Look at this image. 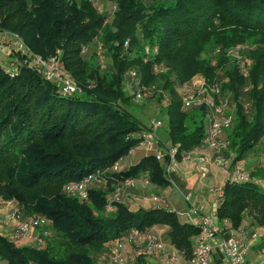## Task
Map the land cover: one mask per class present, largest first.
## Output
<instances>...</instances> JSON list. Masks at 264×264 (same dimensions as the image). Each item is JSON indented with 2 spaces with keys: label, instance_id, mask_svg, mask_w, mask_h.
Instances as JSON below:
<instances>
[{
  "label": "trees",
  "instance_id": "1",
  "mask_svg": "<svg viewBox=\"0 0 264 264\" xmlns=\"http://www.w3.org/2000/svg\"><path fill=\"white\" fill-rule=\"evenodd\" d=\"M0 32L43 59L58 56L81 90L62 96L27 55L0 67V203L16 212L13 235L29 229L24 239L0 236V263L150 264L154 227L190 261L198 227L125 201L135 189L126 180L167 187L164 166L153 154L114 166L150 130L134 106L160 108L178 163L205 145L209 107L182 101L197 76L228 101L225 159L259 158L249 181L224 185L219 224L237 231L249 217L264 228V0H0ZM88 177L86 198L68 191Z\"/></svg>",
  "mask_w": 264,
  "mask_h": 264
},
{
  "label": "built area",
  "instance_id": "2",
  "mask_svg": "<svg viewBox=\"0 0 264 264\" xmlns=\"http://www.w3.org/2000/svg\"><path fill=\"white\" fill-rule=\"evenodd\" d=\"M0 54H7L8 57L11 54L27 55L30 58L29 65L31 69L39 74L45 81L53 82L58 87L59 93L62 96H71L81 93L75 81L60 67L58 56L43 59L34 55L16 34L0 32ZM10 66H12V64H10ZM8 71H10V69H8ZM182 95V101L185 107L207 106L210 109L207 117L209 124L205 139V146L209 153L196 155V157L194 155L195 151L187 154L182 159V162H190L194 158L198 160L200 162L198 168L199 177L200 179H204L209 174V167L213 163L219 167L226 166L227 159H225L222 153L227 149V144L220 142L219 138L223 129L231 122L230 116H224V112L228 110V101L225 98L219 97V88L216 85L208 86L202 84L197 86L191 82L189 89L186 92L183 90ZM215 101H217V103H215ZM149 126L150 130L142 134L138 148H143L148 153L153 154L158 161L160 159L167 160L164 164V171L168 178L177 168L176 148L159 149L157 146V131L161 128V124L155 120H151ZM132 152L133 151H130L129 153L132 154ZM118 167L119 163L115 164L114 168L117 169ZM242 167V164L232 165L231 183L249 181L250 176ZM143 184L145 187H149L148 182H144ZM90 185L91 178L88 177L80 183L69 187L68 191L84 199L87 197V191ZM135 187L136 182L134 180H126L124 182V189H134ZM120 197V193L115 195L116 200H119ZM150 199L153 203L158 204V207L165 208L167 206L166 201L159 199L154 194H151ZM183 200L185 203L189 204L190 194H185ZM218 204L219 201L217 200V206ZM15 214L16 212L11 208L9 218L6 219L5 222L7 226H15L17 223ZM182 215L185 216L193 226L198 227L200 231L196 238L189 264H208L214 248L225 258L227 264H244L247 247L231 234L226 237L222 236V229L217 218V207L209 215H202L199 214L194 207L189 206ZM196 219L198 221L197 223L195 221ZM28 230V226L24 225L19 232H15V234L10 235V237L24 239L27 237ZM145 253L150 259L161 256L165 259L166 264H170L165 245L160 240L159 236L151 235L147 238ZM117 256V252H113L112 260L115 261Z\"/></svg>",
  "mask_w": 264,
  "mask_h": 264
},
{
  "label": "crops",
  "instance_id": "3",
  "mask_svg": "<svg viewBox=\"0 0 264 264\" xmlns=\"http://www.w3.org/2000/svg\"><path fill=\"white\" fill-rule=\"evenodd\" d=\"M157 136L158 148L166 149L168 146L163 142L165 138L161 134H158V131ZM208 153L209 151L207 147L203 145L194 153V155L196 156ZM160 161H163L164 166L165 160L160 159L159 163ZM199 165L200 162L195 158L190 162L181 161L178 163L177 168L168 176L169 185L165 188L145 187L142 182L136 181L135 189L130 191L125 197V201H127L129 209L133 212L138 209H145L144 207L148 202L153 203L150 196L151 194H154L159 199L166 201L167 206L165 208L170 209L172 212L176 213L177 216H182L184 220L183 223L191 224L189 220L182 215V213L185 212L189 206L194 207L199 214L209 215L216 209L217 200L221 195L224 185L227 182H231L232 160L231 158L227 159L225 167H219L213 163L209 167V174L204 179H200L199 177ZM248 165L249 171L247 172H251L258 167L259 160L253 162L251 161ZM119 167L120 169H123L130 166L126 167L121 162ZM260 181L264 180H257L256 183L258 184ZM185 194H190L189 204L185 203L183 200V196ZM129 202H131V204H129ZM172 205L176 208H172ZM157 207L158 206H153L152 208ZM11 208L12 204L4 205L0 203V218H4V215H9ZM179 220L181 222V219ZM195 221L196 223L198 222L197 219ZM220 227L222 229L223 237L231 234L247 247L244 264H264V228H259L254 225L253 221L249 217L243 220L237 231L230 230L228 223L220 224ZM13 230L14 225H0V236H10L12 235ZM152 233L158 235L162 241L161 235L157 232V229H154ZM163 244L165 245L168 253L170 264H189V261L185 260L179 252L171 248L168 242H163ZM126 254L130 255L131 253L130 251H127ZM152 262H154V264H166L165 259L161 256L155 257L152 259ZM208 264L227 263L225 258L214 248Z\"/></svg>",
  "mask_w": 264,
  "mask_h": 264
},
{
  "label": "rangeland",
  "instance_id": "4",
  "mask_svg": "<svg viewBox=\"0 0 264 264\" xmlns=\"http://www.w3.org/2000/svg\"><path fill=\"white\" fill-rule=\"evenodd\" d=\"M9 61V57L7 54H0V67H4L6 65V63ZM192 83H194V85H197V86H200L202 84H206L208 86H210L211 84H207L205 82V80L200 77V76H197V77H194L192 79ZM193 85V84H192ZM189 89V86L186 85L183 90L184 92H186L187 90ZM226 99V97H223ZM139 103H142V101H140ZM162 105H166V101H163L162 102ZM159 109L160 108H157L156 107V104H153L151 103L148 107H145L144 109L143 108H140L138 106H134V107H131L129 109V111L134 115L136 116L140 121L141 123H143L144 125H148L149 122L151 120H155L157 122H159L161 124V128L158 130V134H161L165 140L163 141L168 147H169V143L167 142V136H166V131H167V118L166 116L164 115H160L159 114ZM151 153H148L145 149L143 148H136L133 150L132 154L129 153L123 160H122V164L124 166H132V165H135L136 163H138L143 157L149 155ZM259 160L258 157H254V158H250L248 160H246L244 163H242V168H244L246 171H249V168H248V164L252 161H257ZM160 164L163 166V161H160ZM246 165V166H245ZM248 168V169H247ZM264 181H260L258 183V185L260 187H263L264 188V185H263ZM129 204H131V202H129ZM153 206H158V204L156 203H151V202H148L146 205H145V209H150L152 208ZM172 208H176L174 205L171 206ZM4 218H0V225L1 226H5V222H6V219L9 218V215H4L3 216ZM179 219H181V222L183 223L184 220L182 218V216H179ZM7 226V225H6ZM154 229H157V232L161 235V239L164 243H167L168 242V239H167V235H166V231L167 229L166 228H163V227H154L152 228V231H154ZM150 264H153L154 262H152V259L151 261H149ZM0 264H5V263H0Z\"/></svg>",
  "mask_w": 264,
  "mask_h": 264
}]
</instances>
